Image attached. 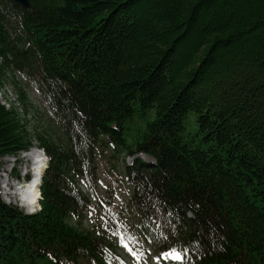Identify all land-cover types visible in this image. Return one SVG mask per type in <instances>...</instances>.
Listing matches in <instances>:
<instances>
[{"label": "trees", "instance_id": "1", "mask_svg": "<svg viewBox=\"0 0 264 264\" xmlns=\"http://www.w3.org/2000/svg\"><path fill=\"white\" fill-rule=\"evenodd\" d=\"M29 1L0 0V90L17 96L0 99V171L35 141L49 162L37 213L0 193V264H129L106 227L79 222L98 155L133 187L126 223L155 257L264 264V0ZM16 74L58 134L29 128L38 110ZM135 152L158 166L123 177Z\"/></svg>", "mask_w": 264, "mask_h": 264}, {"label": "rangeland", "instance_id": "2", "mask_svg": "<svg viewBox=\"0 0 264 264\" xmlns=\"http://www.w3.org/2000/svg\"><path fill=\"white\" fill-rule=\"evenodd\" d=\"M14 80L17 81L19 85H21L22 90L28 97V100L31 101L35 109L38 110L31 122V125H28L30 126L29 128H31L32 130H38L39 128L40 132L42 130H46L50 134H58L59 128L56 125L55 117L49 110L48 105L41 93L35 88L34 83L29 79L22 78L17 74L15 75ZM4 91H6L7 96H5ZM4 91L0 90V97L2 98V100H5L7 102L9 101V99L15 100L17 98L15 88L12 83L8 84ZM8 105L11 106V104L9 103ZM32 110L33 108L30 109V112ZM185 126L187 130L192 134L198 132V123L196 121V113L194 111H191L187 115L185 119ZM35 143L36 144L33 147L38 149V144L37 142ZM36 149L33 151H36ZM24 155L25 154H21L17 157L7 156L2 159V167L0 171V193L3 200H5L6 197L4 180H8L10 184L13 182H18L17 177L21 178L22 173L25 172V167L29 163V161L27 160V158L23 157ZM97 162L99 167L98 176L96 182L92 185V187L87 188L82 183H80L81 189L88 195H90L92 203L88 208L86 217L79 222H81L82 226L85 228L95 227V229H97L98 227H106L107 232L109 233L110 240L114 241L117 244L119 253L123 258L125 257L126 262L130 264L162 263V261L154 258L153 249L148 245L146 241L141 239V237L138 235V229L133 227L131 223H128L129 225L126 223V216L133 214V210L136 214L135 209H126L130 204L132 187L127 181H124V184L116 183L117 181L119 183V180H117L115 173L112 172L113 170L107 159H104L103 157L98 155ZM121 163L123 164V161H120V169L123 170ZM27 167L29 168L30 165ZM13 189L14 188L12 187V190ZM10 197L12 201H10L9 203H5L15 205L20 208L18 204L19 202L16 201L15 198H12L11 195ZM14 201L18 203H15ZM130 241L135 242L138 251L143 252L144 250L146 251V254H130L127 248L133 250L134 247V245H132Z\"/></svg>", "mask_w": 264, "mask_h": 264}, {"label": "bare ground", "instance_id": "3", "mask_svg": "<svg viewBox=\"0 0 264 264\" xmlns=\"http://www.w3.org/2000/svg\"><path fill=\"white\" fill-rule=\"evenodd\" d=\"M24 154L25 155L23 157L27 158L29 163L26 165L25 172L22 173V177L21 178L17 177L18 182H15V183L13 182L11 184L8 182V180H4L5 195L6 197H9V198L5 197L4 202L9 203L10 201H12L10 197L11 195L12 198H15V200L19 202L18 203L14 201L15 203L19 204L21 210L23 209V211L27 214H34L40 211L41 209V205H40L41 189L40 187L42 184L44 171L48 166L49 158L47 160V158L42 155L41 151L37 149L36 151L30 150V152H27ZM29 165L30 167L28 168L27 166ZM12 187L14 188L13 190H12ZM132 192H133V187H132ZM130 243L134 245L133 250L127 248L130 254L131 253L146 254V251L144 250L143 252L137 250L135 242L130 241ZM130 250L134 252H131ZM154 258L162 261L163 264H167L172 261L173 262L180 261V260L172 259L171 257L165 258L163 256H161L160 258L154 256ZM162 263H159V264H162Z\"/></svg>", "mask_w": 264, "mask_h": 264}, {"label": "snow or ice", "instance_id": "4", "mask_svg": "<svg viewBox=\"0 0 264 264\" xmlns=\"http://www.w3.org/2000/svg\"><path fill=\"white\" fill-rule=\"evenodd\" d=\"M161 256L165 258L171 257L172 259H175V260H181L183 258L182 253L180 251H177L174 248L170 249L168 252L161 253Z\"/></svg>", "mask_w": 264, "mask_h": 264}, {"label": "water", "instance_id": "5", "mask_svg": "<svg viewBox=\"0 0 264 264\" xmlns=\"http://www.w3.org/2000/svg\"><path fill=\"white\" fill-rule=\"evenodd\" d=\"M11 1L19 3V4H21L22 6H24L26 8H29L30 5H31L29 0H11Z\"/></svg>", "mask_w": 264, "mask_h": 264}]
</instances>
